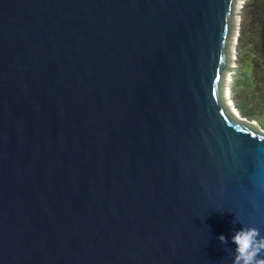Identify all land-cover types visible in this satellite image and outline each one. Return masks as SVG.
<instances>
[{"label": "water", "instance_id": "1", "mask_svg": "<svg viewBox=\"0 0 264 264\" xmlns=\"http://www.w3.org/2000/svg\"><path fill=\"white\" fill-rule=\"evenodd\" d=\"M233 1L0 0V264H264Z\"/></svg>", "mask_w": 264, "mask_h": 264}, {"label": "rangeland", "instance_id": "2", "mask_svg": "<svg viewBox=\"0 0 264 264\" xmlns=\"http://www.w3.org/2000/svg\"><path fill=\"white\" fill-rule=\"evenodd\" d=\"M233 2L236 5L233 3L228 63L220 80L219 96L227 111L222 88L227 89L229 101L242 117H246L253 124L246 123V125L264 134V90L260 54V14L264 0H234ZM233 29L235 32L232 34ZM245 53L249 54V79H246L248 84L243 82L237 84L235 78L240 76L237 71L243 68L246 62Z\"/></svg>", "mask_w": 264, "mask_h": 264}, {"label": "bare ground", "instance_id": "3", "mask_svg": "<svg viewBox=\"0 0 264 264\" xmlns=\"http://www.w3.org/2000/svg\"><path fill=\"white\" fill-rule=\"evenodd\" d=\"M238 2V1H237ZM234 3V2H233ZM234 5H236L235 3H234ZM231 20H232V16H231ZM234 22V21H233ZM232 22V23H233ZM231 23H230V27H231ZM230 32H231V29H230ZM235 32V29H233V31H232V34ZM232 37V36H231ZM248 56H249V54L248 53H245V57L247 58L246 59V62H245V64H244V66H243V68H241V69H239L238 71H237V73L240 75V76H243V77H237V78H235V81H236V83L237 84H239L240 82H243V83H247L248 84V81H246V79L248 80L249 79V70H250V67H249V63H248ZM230 74H228V76H229ZM246 81V82H245ZM250 83V82H249ZM222 91H223V93H222V95H223V97L225 98V104H226V106H227V112L229 113V114H231V115H233L234 116V118H236L237 120H239V121H241L242 123H249V124H251V122L250 121H248L247 119H246V117H242L239 113H238V110L237 109H235V106L231 103V101H229V99H228V97H227V89H224V87L222 88ZM222 103H223V101H222ZM223 105H224V103H223ZM225 106V105H224ZM251 125H253V124H251ZM250 126V125H249Z\"/></svg>", "mask_w": 264, "mask_h": 264}, {"label": "trees", "instance_id": "4", "mask_svg": "<svg viewBox=\"0 0 264 264\" xmlns=\"http://www.w3.org/2000/svg\"><path fill=\"white\" fill-rule=\"evenodd\" d=\"M261 33H260V54H261V71L264 90V3L261 10Z\"/></svg>", "mask_w": 264, "mask_h": 264}]
</instances>
